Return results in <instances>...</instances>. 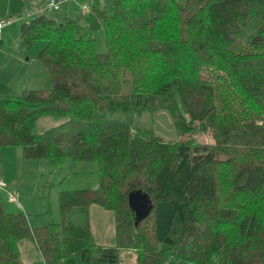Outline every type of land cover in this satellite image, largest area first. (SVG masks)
<instances>
[{"label":"trees","instance_id":"trees-1","mask_svg":"<svg viewBox=\"0 0 264 264\" xmlns=\"http://www.w3.org/2000/svg\"><path fill=\"white\" fill-rule=\"evenodd\" d=\"M86 5V25L46 12L22 22L19 47L45 40L37 57L53 85L0 95V146H21L50 174L95 160L99 185L61 190L60 219L41 224L0 195V264H114L124 247L138 264H264V0ZM156 109L213 140H168L133 122ZM44 114L63 120L39 132ZM137 188L153 207L136 224ZM91 203L113 210L116 245L94 241ZM23 238L39 258H23Z\"/></svg>","mask_w":264,"mask_h":264},{"label":"rangeland","instance_id":"rangeland-1","mask_svg":"<svg viewBox=\"0 0 264 264\" xmlns=\"http://www.w3.org/2000/svg\"><path fill=\"white\" fill-rule=\"evenodd\" d=\"M22 0H0L1 15L7 16L5 8L9 2ZM85 1V0H84ZM89 1V0H88ZM48 0H27L23 7L27 10L34 4H39L41 11L64 18L67 15L75 17L80 23L89 22V12L83 7V0H66L59 8L46 6ZM14 24L5 27V39L0 40V95L18 94L25 87L53 85L52 75L47 66L37 57L45 40L39 39L27 49L19 48L22 20L16 14H10ZM27 17V16H26ZM20 26L17 30L16 26ZM96 50L107 49L106 33L103 27L94 32ZM62 117L44 114L36 123L39 132L56 125ZM133 122L143 126L153 127L155 133L165 139H179L190 135L203 141H212L207 132L180 133L174 124L173 117L167 109L145 110L133 115ZM6 178V185L0 186V195L8 210H23L32 224L45 223L60 219L59 194L63 189L97 187L100 177L98 163L95 160H67L57 174H50L44 166V161L37 157H26L21 146H0V179ZM50 182V183H49ZM10 192L18 194L20 200L9 199ZM90 225L94 241L104 245H116L114 212L99 203L89 205ZM23 258L33 261L40 253L31 239L20 241ZM114 264H138V251L131 248H119V260Z\"/></svg>","mask_w":264,"mask_h":264},{"label":"crops","instance_id":"crops-1","mask_svg":"<svg viewBox=\"0 0 264 264\" xmlns=\"http://www.w3.org/2000/svg\"><path fill=\"white\" fill-rule=\"evenodd\" d=\"M12 1V0H11ZM27 0H22V5H19V2H9V5H8V7L7 8H5L4 10H6L5 12H7V16L8 17H11V16H9L10 14H16L17 16H18V18H20V20H22V22L24 21V20H29L31 17H33L34 15H36V14H33L34 12H36V11H41V7H39V4H34L33 6H31L30 8H28L27 10H24V7H23V5H24V3L26 2ZM90 1V0H89ZM89 1L88 0H83V7H84V9L85 10H88V9H86L85 8V5L86 4H89ZM67 3V2H66ZM0 12H3V9L1 10L0 9ZM40 13V12H39ZM2 13H0V16H2L1 15ZM27 16V17H26ZM70 16V15H69ZM73 17V16H72ZM12 18V17H11ZM75 18V17H74ZM12 22L10 23V24H8V25H6L5 27H10L11 25H13L14 24V19L12 18ZM22 24V23H21ZM5 27L3 28V31L0 33V40H2V42H3V40L5 39V35H4V33H5ZM17 27V30H18V28L20 27V26H16ZM21 28V27H20ZM20 33H21V30H20ZM19 46V45H18ZM20 48V47H19ZM39 59V58H38ZM41 87H43V86H35V87H25L24 89H27V88H41ZM2 147H4V146H2ZM5 147H10V146H5ZM1 180H3L4 182H5V185L7 184V180H6V178H2V179H0V181ZM0 186H1V184H0ZM19 200V199H18ZM19 202H20V200H19ZM32 224V223H31ZM37 224H41V223H37Z\"/></svg>","mask_w":264,"mask_h":264},{"label":"water","instance_id":"water-1","mask_svg":"<svg viewBox=\"0 0 264 264\" xmlns=\"http://www.w3.org/2000/svg\"><path fill=\"white\" fill-rule=\"evenodd\" d=\"M128 201L130 207L135 212L136 224L146 217L153 207L152 198L142 188L131 190L128 194Z\"/></svg>","mask_w":264,"mask_h":264},{"label":"built area","instance_id":"built-area-1","mask_svg":"<svg viewBox=\"0 0 264 264\" xmlns=\"http://www.w3.org/2000/svg\"><path fill=\"white\" fill-rule=\"evenodd\" d=\"M66 2V0H48L46 6L49 8H55V9H59L64 3ZM86 9H89L88 5H85ZM12 18L8 17V16H0V33L3 31V28L10 24L12 22ZM1 185H5V182L3 180L0 181ZM9 199L12 201L18 200V194L15 192H10L9 194Z\"/></svg>","mask_w":264,"mask_h":264}]
</instances>
